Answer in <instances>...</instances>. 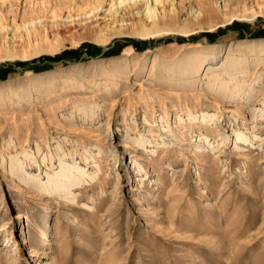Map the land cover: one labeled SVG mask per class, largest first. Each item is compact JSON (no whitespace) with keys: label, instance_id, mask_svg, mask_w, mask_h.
<instances>
[{"label":"rangeland","instance_id":"374dc122","mask_svg":"<svg viewBox=\"0 0 264 264\" xmlns=\"http://www.w3.org/2000/svg\"><path fill=\"white\" fill-rule=\"evenodd\" d=\"M92 1L0 0V18L12 36ZM221 4L187 24L213 30L107 42L74 30L29 58L16 31L17 56L0 59V264H264V70L237 105L206 81L183 90L189 73L157 79L135 64L264 40V0ZM193 109L215 114L210 132L192 126ZM239 131L247 141L236 146ZM62 166L93 176L74 202V189L48 190Z\"/></svg>","mask_w":264,"mask_h":264},{"label":"bare ground","instance_id":"6f19581e","mask_svg":"<svg viewBox=\"0 0 264 264\" xmlns=\"http://www.w3.org/2000/svg\"><path fill=\"white\" fill-rule=\"evenodd\" d=\"M230 1L241 5H245L247 2V0H111L108 7L103 5L105 0H95L86 4V6H91L89 11L73 2L65 5L60 4V8H52L53 15L47 22L38 18L32 21H24L17 25L16 31L25 30V33L19 37L30 48L24 47L25 50L20 56L29 58L44 51L45 49L39 46L38 43L51 34L58 35L74 30H82L87 34V38L90 39L94 38L93 35H97L96 39L100 42H107L116 36L122 35H136L142 39L156 38L174 33L191 36L205 28L213 30L218 26L205 27L203 24H198L196 28H187L188 21L199 20L200 17L206 18L218 15L222 11L221 3H229ZM61 3L63 2L61 1ZM197 4L200 6L197 7ZM63 8L70 9L67 17L59 14V9ZM38 9L39 11L42 9L40 3ZM73 10L80 13L74 15L72 14ZM0 21V51L3 54L0 59L13 58L17 56L13 52L17 49V44H15L16 31L10 36L11 32H9L8 25H5L1 18ZM35 42L36 44H34ZM138 56L143 57L144 54L141 53ZM166 56L155 57L152 60V65L149 64L147 58L143 60L138 58L135 60V64H140L143 68H149L150 66V75L157 79L189 73L196 80L181 85L183 90H194L202 81H206L207 90L213 97L216 99L228 97L238 105L239 100L247 93V88L249 87L246 82L247 77H252L253 74H258L260 70H264V40L255 42L240 41L224 48L216 44L198 45L193 46L191 50L180 56L175 57L174 54H171L170 57ZM248 64L249 69L246 68ZM52 79L50 78L49 80L52 81ZM257 79L258 76L253 81L255 82ZM249 96H244L243 99L245 97L247 99ZM22 97L20 94L19 99ZM80 113L82 116L83 111ZM201 117L202 119L209 117L211 119L205 120L206 122L203 124L197 123L195 120ZM214 117L215 114H209L208 112L199 113L198 115L197 109L189 112V120L193 123L192 126H202L209 132L211 129L207 125ZM180 119L182 118L180 117ZM253 136L256 137L257 134ZM246 137L247 133L239 131L236 134L235 145L239 146L245 143L247 141ZM202 139H207V136H203ZM148 141L142 140V147ZM14 168V164H12L11 170L16 172ZM59 176V180L56 182L54 177L50 179L52 187H49L48 190L66 189L69 191L74 189L71 191V200L73 202L77 199V194L74 191L89 183L88 178H93L90 175L85 178L83 170L79 166H75L73 169L62 166ZM80 199L78 198V201Z\"/></svg>","mask_w":264,"mask_h":264}]
</instances>
